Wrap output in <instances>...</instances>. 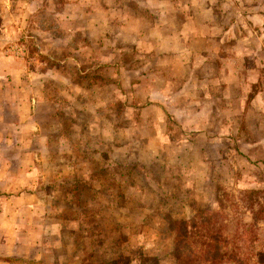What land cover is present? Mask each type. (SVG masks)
I'll return each mask as SVG.
<instances>
[{
	"label": "clouds",
	"instance_id": "obj_1",
	"mask_svg": "<svg viewBox=\"0 0 264 264\" xmlns=\"http://www.w3.org/2000/svg\"><path fill=\"white\" fill-rule=\"evenodd\" d=\"M38 9L53 28L59 24L67 30L66 39L51 41V46L70 45L77 31L92 44L81 45L76 53L83 63L73 59L69 63L74 69L64 75L47 74L65 89L62 96L70 100L79 96L81 103L75 105L78 113L69 110L62 128L45 124L44 131L36 121L41 119L39 105L45 103L38 91L45 79L39 69L45 65L28 56L26 31ZM188 13L187 23L176 19ZM0 15L5 21L0 24V264H26L41 234L58 235V229L45 227L44 217L49 203L58 200L74 179L65 167V154L79 157L77 168L85 160L98 167L104 154L111 155L109 149L121 144L126 147L113 159L118 156L120 164H128L136 158L133 153L147 145L155 161L169 149L173 156L185 149L195 151L189 141L194 135L207 141L205 129L215 132L213 145L232 143L237 122L245 120L255 135L264 137V0H69L63 15L46 7L44 0H0ZM73 22L80 27L70 26ZM210 24L230 27L223 32ZM172 32L177 35H169ZM221 34V44L237 40L239 34L236 47L225 45L222 60L215 41ZM117 42L130 54L133 45L139 49L138 55L133 54L132 70L121 69L119 75L114 70L121 51ZM198 46L205 47L208 55L197 54L190 63ZM93 61L113 70L103 73L105 78L111 76L106 86L90 93L75 82L95 70L88 67ZM29 63H35V73L29 72ZM257 147H264V138L248 145L249 150ZM233 160L238 158L224 163L210 152L206 162L186 173L183 188L195 185L202 195L199 203L208 212L222 213L227 201H233L240 223L261 230L259 240L242 245L247 253L242 258L247 264H262L264 224H258L242 203L255 186L250 175L255 165L240 161L233 167ZM258 174L264 179V173ZM81 182L88 183L87 177ZM121 224L118 240L127 264H141V252L162 246L159 234L144 224V218ZM80 250L87 252L82 260L92 259L91 247L75 251Z\"/></svg>",
	"mask_w": 264,
	"mask_h": 264
},
{
	"label": "rangeland",
	"instance_id": "obj_2",
	"mask_svg": "<svg viewBox=\"0 0 264 264\" xmlns=\"http://www.w3.org/2000/svg\"><path fill=\"white\" fill-rule=\"evenodd\" d=\"M68 3L69 0H52L51 5H48V0H44L46 7H52L54 13L60 15L68 10ZM190 15L191 13L181 14L176 19L187 23ZM176 19L171 22L172 25H175ZM4 22V17L0 15V24ZM70 26L79 28L80 24L73 22ZM209 27H222L223 32H227L230 25L210 24ZM180 30L183 31L182 26ZM26 31L30 41L28 56L33 61L45 65L39 69V75L45 79L41 81L43 87L38 89L45 103L39 105L41 119L36 122L41 125V131H44L45 124L51 128L57 126L62 128L69 110L78 113L79 109L75 105L81 103V97L75 96L70 100L62 96L61 93L65 89L47 74L51 72L54 75H64L70 67L74 69L75 66L69 63L73 59L83 63L84 58L76 53L81 45L91 48V41L82 39L81 33L77 31L70 45L62 49L51 46V41L66 39L67 30L59 24L53 28L48 19L40 15L39 9L29 18ZM169 35L177 34L172 32ZM244 35L246 36L247 33L245 32ZM238 39L239 34L237 40H228L225 44H221L223 35L215 37L216 44L220 45L216 53L221 60L226 58L223 54L225 45L230 48L236 47ZM197 43L203 45L204 42ZM117 48L121 51L114 70L118 75L121 69L130 72L135 66L133 54H139L138 46L131 47L132 54L122 49L121 42H117ZM197 54L207 56L208 51L205 47L198 46L192 53L190 63H194ZM88 67L95 70L81 77L75 82V86L94 93L111 80V76L105 78L103 73L113 69L110 65H100L94 61L88 64ZM28 70L35 73L37 71L35 63H29ZM198 78L202 79L199 75ZM71 95L69 92V96ZM199 110V108L195 109L197 112ZM216 111L217 107L213 106V112ZM216 123L221 121L217 120ZM204 135L208 137L207 141H201L199 136L195 135L190 139L189 143L195 146V151L188 152L185 149L173 156L172 150L169 149L167 152L159 153L155 161L147 145L140 152L133 153L136 158L128 164H120L118 156L113 159L119 149L126 147L121 144L112 146L109 149L111 155L107 156L105 153L103 163L98 167L94 164L89 166L88 161L85 160L83 165L77 168L79 157L74 153L65 154L68 161L65 167L70 169L68 175L74 179L68 182L64 192L61 191L58 200L49 203L44 217L45 227L58 229V235L53 237L48 233L41 234L27 260L41 259L42 264H104L106 262L127 264L125 252L122 251L118 240L121 234L119 230L123 227L121 223L129 225L144 218V224L159 234L162 246L158 250H151L150 253L141 252V264H177L173 248L174 231L169 227L168 220L170 217L188 219L190 213L193 216L197 209L205 210L199 203L202 195L196 186L194 185L191 190H184L183 183L187 180L186 173L197 167L199 162H206L205 157L210 152L218 155L224 163H227L231 157H237L238 160H233V167L240 161L255 165L250 173L255 186L242 201L254 219V212L264 198V179L258 174L264 173V169L259 168L260 164H264V147L249 150L248 145L258 144L259 139L264 137L255 135L252 125L246 120L237 122L236 139L232 143L224 142L219 147L213 145L211 143L215 138L213 129H205ZM85 177L88 183L81 182ZM105 185H109L107 192L103 190ZM234 208V202L228 200L224 205V211L216 213L218 220L227 223L231 232L235 226L242 225L234 214ZM257 223L264 224V219H258ZM258 237L260 239V236ZM81 247L92 248V259L82 260L87 252L75 251ZM97 249L104 251L101 253ZM261 257V262L264 264V255Z\"/></svg>",
	"mask_w": 264,
	"mask_h": 264
},
{
	"label": "trees",
	"instance_id": "obj_3",
	"mask_svg": "<svg viewBox=\"0 0 264 264\" xmlns=\"http://www.w3.org/2000/svg\"><path fill=\"white\" fill-rule=\"evenodd\" d=\"M259 218L264 219V198L254 212V220ZM168 221L174 231L177 264H247L242 258L247 255L242 245L246 241L255 243L259 240V228L242 224L231 232L227 223L218 220L215 212L204 209H197L191 219L170 217Z\"/></svg>",
	"mask_w": 264,
	"mask_h": 264
},
{
	"label": "crops",
	"instance_id": "obj_4",
	"mask_svg": "<svg viewBox=\"0 0 264 264\" xmlns=\"http://www.w3.org/2000/svg\"><path fill=\"white\" fill-rule=\"evenodd\" d=\"M31 97L29 98V102L31 101ZM16 123H19V117L17 118V120L15 121ZM34 260H27L26 261V263H28V264H35V263H37V262H39V264H42V262H41V259H35V258H33Z\"/></svg>",
	"mask_w": 264,
	"mask_h": 264
}]
</instances>
